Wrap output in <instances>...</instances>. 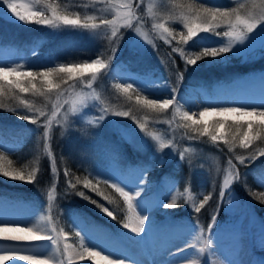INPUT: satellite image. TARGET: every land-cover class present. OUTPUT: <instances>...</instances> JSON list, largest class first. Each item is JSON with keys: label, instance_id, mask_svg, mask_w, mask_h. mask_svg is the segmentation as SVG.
I'll use <instances>...</instances> for the list:
<instances>
[{"label": "rangeland", "instance_id": "374dc122", "mask_svg": "<svg viewBox=\"0 0 264 264\" xmlns=\"http://www.w3.org/2000/svg\"><path fill=\"white\" fill-rule=\"evenodd\" d=\"M48 1L59 7L61 14H66L72 18H76V14L79 13L82 20L85 17L91 16L94 17L91 22L97 24H99L101 19H112L113 16L116 15L117 8H119L121 12L127 11V9L122 7L125 0ZM250 2L251 0L243 1L246 5L250 4ZM17 3L24 4L27 3V0H17ZM257 3H259V0H257ZM132 6L136 17H139V20H133L132 29L120 27L117 37H111L110 29L105 28H100L93 32L91 30H75L67 26L53 29L49 26L43 31V39L46 38L43 42L46 40H52L60 43H66L67 41L74 42L75 40L82 38L83 42L93 47L105 42L108 48L104 52L109 56V58L111 57L109 60V58L107 59L102 56H98V51L92 50L84 57V61L77 62L76 60L65 64H84L85 62L91 63L92 60L97 58L109 61L108 68L101 69L94 81L91 80L90 73H85V75L81 77L79 73L76 72L72 77H68L63 80L64 83H57L59 87H54L50 91L48 90L52 95L53 105H60V112L55 117H53L52 114L50 117L51 131L47 141L48 151L52 154L53 137L58 138L59 141V139L64 137V134L68 131V129H74L75 127L76 129H80L77 127V124L82 127V129H80L82 133H85L84 129H87V133H90L87 138V143L84 144L83 147V149L85 148V151L83 152L85 154L89 153V150H92V148H94L97 144L113 146L115 140L112 139H116L121 143L129 140L131 144L135 148H138L143 155L155 154V158L157 157L159 160H168L169 158L175 157L177 146H179L177 139H181L180 148H196L194 150H191L192 148L183 150L185 151V160H187V175L190 176L193 172H195L198 175V183L200 185H205L207 183L212 184L214 186V190H217V188L222 186L224 177L230 172L233 175H240L239 168L229 157V154L233 150H237L235 148L238 146L242 137H240L238 142L237 138L233 143L232 136L235 128H230V126L235 125L238 121L243 122L246 119L258 118H245L240 117L238 114H229L227 116H217L215 114H211L204 117V121L207 122L210 131L214 121L218 119L228 121L223 125V128L219 130L221 134L226 137L229 143H225L223 140L213 142L211 141V138L206 135L199 136L197 139H189V137L194 135L191 129L189 133L184 132L182 134V137L184 138H177L179 137L177 135V131L184 129V125L187 123L182 117V112H192L195 111V109L191 110L189 107L184 105L180 111H177L176 107L170 106L166 110H161L155 113V116L143 119L140 117L141 112L144 111V109L140 107V105L143 104V101L138 102L136 98L138 96L137 93L139 92V95L140 93L150 95L151 99L171 98L170 92L167 88H165V85H167L168 88H177L178 96L188 93L187 90L190 91V89L194 88L195 93L200 96L202 102L207 100L209 101L210 98H215L220 91L224 90L226 92H232L234 90L238 91L241 88H245L247 82L250 80L249 78L253 77L252 72L246 73V75L237 78L232 82L219 80V77H215L207 89H204V87L196 88L192 84L185 82L183 79L180 81L179 75L181 73L173 79V73L167 68L172 60L169 55L170 53L168 48L162 42V40L165 39L164 36L160 34L162 29H154L153 24L162 23L165 27L174 29L173 35L176 39H180V36L179 34L177 36V33L184 31L187 32V29L183 27L181 21L175 19V16L179 15L181 12L188 14V6L175 0H139L138 6L137 0H132ZM38 7L39 5L32 10L39 11ZM24 10L25 9L21 8V11ZM195 22L198 23L199 21ZM4 23L11 29H21L25 26L22 23H16L14 21L9 22L8 19H6ZM136 28H139L140 30L139 35L135 31ZM222 28V31L227 30L226 27ZM121 34L123 39L119 38ZM144 35L148 37L151 44H149L147 40H144ZM254 35L256 36L254 45H256L260 41L259 31L254 32ZM189 45L190 44L188 43L184 45L177 44L173 47V49L184 46L182 49L186 54V46H188L190 50V57L194 58V54L199 52L201 47L199 49H194L193 46ZM113 48L118 49L114 55L112 51ZM239 57H242V60H246V57L248 58L245 53ZM60 62L61 61H59L54 54L48 53L42 47L41 49H33L30 52H18L16 49L8 46L0 47V66H10L18 63L24 65L22 70H28V66L30 64L56 67L60 64H64ZM159 66H161V68ZM35 69L38 71L40 70L39 67H36ZM124 74H126L127 77L132 76L136 79L146 81V86L151 91H145L143 88H140V86L134 82V79L124 78ZM253 74L255 78L260 81L264 77V69L263 71L258 70ZM258 74L261 75V77H258ZM10 77L11 76H9L8 79H10ZM49 79L53 83L54 78L50 77ZM126 82L133 83V89H130L128 93H124L116 87L117 85L124 84ZM70 85L74 86L73 90L69 88ZM164 90L168 91L166 96L163 95ZM237 91H235V93ZM46 93L47 88L45 86V94ZM83 94H88V107L81 110L80 104L77 103V115H72V101L76 100L78 96ZM93 97H99V99L94 100ZM119 100L122 101L119 102ZM39 101L42 102L41 99H39ZM127 104H130L132 108H125ZM42 106L43 102L40 107ZM203 106L210 105L206 103L201 106L200 110H202ZM211 106L218 105L213 104ZM220 106L227 107V105ZM102 109H107V112L102 113ZM200 110L197 112V119H199L198 113ZM123 111H128L129 116L122 117L114 115V113ZM65 112L69 113L67 124H64L62 121V117ZM81 114H84V116L79 118ZM102 114L104 115L103 122H99V117ZM132 117H135L136 120L134 121ZM58 121L60 122L58 123ZM136 121L145 123L147 126L146 129L143 131L140 130ZM243 131L244 129L242 128L239 132H236V137H238V135H240ZM255 132L256 130H251L250 135H254ZM116 134H119L120 138L115 137ZM157 135L161 137V141L165 144H167L169 140L172 141V144L161 150L160 141L153 139V137ZM109 138L110 141L108 142ZM173 138L176 143L173 141ZM98 147L100 149H104L101 146ZM229 159L232 160V165L234 167L229 166ZM52 163L55 172L56 169L54 160H52ZM152 163H154L153 160ZM152 163L151 165H153ZM139 169L140 167H134L133 171L128 172L129 175H125L122 168H119L111 163H102L99 167L98 173L101 172V175L110 180V183H119L120 175H123L126 179L131 178L134 181L135 177L140 174ZM144 176L146 177L147 188L143 195L147 197V204L150 209L147 214L150 216L154 225L158 222L157 220L161 218L160 216H166L170 213L168 209L157 206L160 200L170 202L171 197L175 196L176 204H183L184 206L192 208V210H194V206H199L201 193L205 190L204 188L197 192L194 188L182 189L178 186H173L175 179L166 182L165 179L163 181L160 176L151 175L146 172H144ZM234 182L236 181L234 180L231 182L230 187ZM120 186L124 187V184H120ZM54 187L55 186L51 187L48 190V193L52 192V195L55 198L56 190ZM125 190L130 191L131 189L126 188ZM226 190L227 189H224L225 201L231 200L233 203L231 210L227 212L225 211V207L227 205H222V210L224 209L225 211L224 218H228V220L224 221L222 226L219 227L218 225V227L213 228V232L216 233V235L212 238L213 246H216L217 244L219 247L222 246L221 236H223L222 238L225 240L228 238L234 239L233 241L236 242L235 246L240 248V250L238 252H234L235 258L230 259H238V261L243 260L241 250L247 251V255H249L248 252L256 254L257 252L255 249L264 252V217L262 215H256L254 216V219L251 220L250 214L254 213L251 208V204H244L238 191L229 190L226 193ZM54 198L51 202V207L49 208L48 194L47 201L43 205L33 203L34 201L32 202L29 198L21 196L18 191H14V193L10 192V194L5 195L0 194V216H2L5 221H23L24 223L20 225L21 227H29L39 221L42 216H50L51 225L55 226L57 232L61 233V252H63L65 244L69 245L70 247L68 248V251L73 253L72 257L74 259H78L82 262V264H104V261L100 256H97L95 260H92L89 258L87 253H85L83 257L76 255V253L83 251V248L81 247V237L84 238L83 244L85 247H91L93 244H97L100 247H97L95 249L96 251H103V249L106 248L107 251H103L104 255H108L109 253L124 255L127 252H131L142 259H155L156 264H164V261L168 259L165 254V250L173 248L174 245L183 247L184 243L187 241L191 244H195L196 248L201 246V244L195 239L198 233L197 231H193L194 225H189L188 223H180L179 225L176 223L174 227L172 225V228L167 226V221H161L159 226L155 225L153 229L150 230L149 234L138 244L131 243L130 241L122 238V233L115 235L111 232L107 224L110 226L113 219L108 217L106 214L99 212L97 215L98 218L88 217L84 209L87 210L91 207L94 211H97L96 206L92 204V206H90L88 204L84 207V203L82 202L81 206L71 208V215L63 219L61 215L56 214L57 206L54 203ZM135 203L136 201H133L134 205ZM83 207L84 209H82ZM137 211H139L138 208ZM102 218H105L106 221H99L102 220ZM233 219H237V221L234 222ZM41 223L43 222L41 221ZM236 223H240V226L235 228V226L232 225ZM113 225L115 224L113 223ZM123 230L124 232L128 231L126 229ZM77 232L80 233V236L76 235ZM44 235H52V233L46 232ZM205 235L207 236L208 233H205ZM49 244L50 242H47L48 246ZM233 250L235 251L236 249ZM209 253L212 255L211 261L214 262L215 257L225 258L227 256V254L221 249H218L215 253ZM209 253L204 255L209 256ZM66 257L67 254L64 253L62 259L66 261ZM113 258H122V256L118 255ZM190 259H196V261L198 260L199 264H204L202 262L205 261L203 255L192 253V250L190 253ZM22 263L28 264V262H20V264ZM222 264H227L226 259Z\"/></svg>", "mask_w": 264, "mask_h": 264}, {"label": "snow or ice", "instance_id": "6c2138e0", "mask_svg": "<svg viewBox=\"0 0 264 264\" xmlns=\"http://www.w3.org/2000/svg\"><path fill=\"white\" fill-rule=\"evenodd\" d=\"M41 4H47V0H27V3L18 4L17 0H0V21H3L7 17L9 22L22 23L24 25L28 24H39L47 25L53 29H58L63 26L70 27L75 30H91L95 32L100 28L110 29L111 37H117V34L120 30V27L125 29L133 28V20H139V17H136L135 11L133 10L132 0H125L122 4V7L127 9V11L121 12L117 8L116 15L112 19H101L99 24L91 22L94 17L88 16L83 20L80 18L79 13L76 14V18H72L69 15L61 14L58 12L57 7H54L50 4L47 5L50 9V16L45 15L44 11H33L36 6ZM139 5V0H137V6ZM21 8L25 9L21 11ZM176 20L182 22L183 27L187 29V35L183 32L179 33L180 40L182 43L187 44L189 41H192L193 38L197 37L199 33H209L213 36L226 38V41H223L219 46L204 45L203 40L205 37H200L199 40L194 41L195 43L201 45L200 51L194 54V58L190 56H185V53L182 48L173 49L174 52L180 53L182 57L185 58V70L188 66H196L198 61L202 59H209V62L212 64H224L229 59L228 54L231 53L233 56H241L248 49L252 48L255 43L256 36L254 35L255 30L259 27L260 43L261 48L264 49V0H251L250 4L239 3L236 7H208L205 5H200L193 8L188 6V14L181 12L179 15L175 16ZM195 21H199L196 23ZM122 22V23H121ZM226 27V31H217L218 28ZM154 29H162L160 33L164 38L171 43L172 39H175L173 35L174 29L165 27L164 24H153ZM135 31L137 34H140L139 28H136ZM123 39V36L119 37ZM144 40H147L149 44L151 41L148 40V37L144 35ZM239 45V47H238ZM117 48H113V55L117 51ZM111 57L109 58V60ZM109 61L102 59H94L91 63L85 62L84 64H60L56 67H49L47 65H29L28 70H22L24 65L22 64H12L10 66H0V108L6 107L3 96L10 93L14 88H18L21 92H34L38 95H45V86L47 90H51L54 87H59L57 84H53L49 79L50 77L56 76L61 77L62 75H67L72 77L76 72L79 73L81 77L85 73H90L91 80L94 81L97 78V74L101 69H107ZM36 67H39V71H35ZM12 76L13 80L9 82L8 77ZM27 77V84L30 87H24L22 81L16 79L15 77ZM40 78L42 81V87L36 88L34 81ZM127 79H134V82L143 88L145 91H151L147 88V82L136 79L132 76L127 77ZM183 74L179 75V80L182 81ZM118 89L122 90L124 93H128L130 89H133V83H124L116 86ZM165 88L170 92L171 98L166 99H148L144 97L143 107L147 109H152L154 111L166 110L170 106L176 107L177 111L187 105L192 108H201L200 105H196L194 99L190 94L185 93L180 95L178 99V89L177 88H168L165 85ZM94 100H98L99 97H93ZM140 98L137 97V100ZM183 101V104L180 103ZM77 103L80 104L81 110L88 107V94H83L77 97L76 100L72 101V115H77ZM208 105L203 106L202 110L199 111L197 119V112L192 111H183L182 117L187 123L184 125L186 128L191 129L195 134L189 139H197L199 136H209L211 141L216 142L223 140L225 143H229L226 137L221 134L220 130L223 128V125L227 123V120H216L211 126V131L204 117L215 114L217 116H227L229 114L239 115L240 117H251L258 119H246L243 122H237L234 126L235 131L233 132L232 142L234 143L237 139L236 132H239L240 129L247 127V131L240 133L242 139L240 140V145L244 148H248L255 139L260 138V131H264V100L258 104H247L244 106H211L214 102L208 101ZM217 103V102H215ZM21 105L28 110L29 113L33 112L34 106L31 105L27 100H22ZM54 111L52 116L55 117L60 112V105H54ZM9 111L15 112L16 115L29 123L37 124L38 127H43V138L46 145L47 151V141L49 139V133L51 131V120L46 119L43 125L38 123L40 117H46V113L40 109H35L34 115L23 114L21 115L16 108H11ZM107 109H102V113H106ZM116 116L128 117L129 112L123 111L114 113ZM69 113L65 112L62 117L64 124L68 122ZM104 115L102 114L99 117V122H103ZM135 121L136 118L132 117ZM60 121H58L59 123ZM140 130L146 129V124L136 121ZM258 129L254 135H250L253 128ZM151 135V134H148ZM154 140L160 141V149L162 150L165 147H168L172 144V141H168L165 144L161 141L160 136H154ZM231 150V149H230ZM260 156H264V151L259 153ZM180 160L185 159L183 152L179 154ZM256 159V155H250L248 157L249 163ZM6 160L5 153L0 151V176L7 177L10 180H17L26 183H33L36 179V170L25 173L24 171L16 170L10 167V162L7 164L4 163ZM236 160L243 165L245 163V158L237 156ZM228 164L230 167L232 165V160L229 159ZM158 165L163 167L164 160L161 159L158 161ZM147 171V168L141 169L139 176L135 177L133 181L131 178H125L123 175L119 176V183H110V180H105V184H109L115 189L117 193L123 197L124 201L127 203L128 214L124 220L119 221L122 229L128 230L127 232L122 233V238L130 241L131 243H139L142 241L153 229L155 226L149 213L150 209L147 204V197L143 195L147 188L146 177L144 172ZM54 176L56 173H53ZM70 175L68 169H64V176L67 180V184L73 189H76V184L72 182L71 179H67ZM238 175H233L231 172L226 175L222 181L221 190L218 197V207L214 211V214L211 216V222L207 225V229L204 226L199 225L198 223L193 226V231H197L195 237L196 241L201 244L199 248H196L195 244L185 242L183 247L173 246V248H168L165 250L166 259L164 264H174L177 259H187L189 258L186 253L189 249L192 250V253L197 255H203L205 264H208V256L204 255L209 252L215 253L219 249V245L213 246V236L216 233L213 232L214 227H218L217 219L219 215V206L226 204L225 211H230L232 206V201H225L224 189H228L232 181H239ZM79 182V181H77ZM84 187L91 189L93 192H97L98 195L103 196V199L108 201L110 204L114 201L110 200L108 196H104L102 192H99L97 186L92 183V181L85 179L83 181ZM120 184H124V187H121ZM259 184L261 187H264V174L259 177ZM174 186V185H173ZM126 188H130V191H126ZM54 191V189H53ZM80 197L88 199L91 203L96 204L101 211L106 214L108 217L113 220L116 219V215L113 211H110L108 207H105L103 204L98 203L96 200H92L90 197H86L83 191L77 193ZM210 195H205L200 201L199 206H194V212L200 213L201 209L204 208L205 204L208 203ZM261 196L264 197V193H261ZM52 192L48 193V204L49 208L51 207V202L53 200ZM133 201H136L135 205ZM261 203H264V199L260 200ZM158 207L171 209L176 206V197L172 196L170 202H164L160 200L158 202ZM137 208L139 211H137ZM145 213V214H141ZM41 221L43 223H41ZM50 216H42L39 221L35 224H32L29 227H21L20 225L24 223L23 221H5L2 216H0V237H3L8 240L19 242L22 244H34L36 242L47 241L49 244V251L47 252H38L32 251L30 248H9L5 249L0 247V261H12V264H20V262H28V264H72L73 253L68 251L69 245H64V250L61 252V233L57 232L55 226L51 225ZM42 232H51L52 235H39ZM208 233L206 236L205 233ZM9 233H28V235H8ZM77 236H80V233H76ZM84 238L81 237V247L83 251L76 253L80 257H83L85 253L88 254L89 258L95 260L97 256H100L104 261V264H156L155 259L149 261L147 259L137 260L134 257H130L118 253H109L104 255L103 251H96L97 247H100L97 244H93L91 247H85L83 244ZM64 253L67 254V261L62 259ZM122 256V258L114 259V256ZM227 264H245L244 261H236L225 257ZM193 264H199V261H193Z\"/></svg>", "mask_w": 264, "mask_h": 264}, {"label": "trees", "instance_id": "16d2710c", "mask_svg": "<svg viewBox=\"0 0 264 264\" xmlns=\"http://www.w3.org/2000/svg\"><path fill=\"white\" fill-rule=\"evenodd\" d=\"M175 1L180 2L183 5L192 6L193 8L200 5L208 7L232 8L236 7L239 3H243L244 0ZM48 4L57 7L47 0V4H41L38 8L39 11H44L45 15L50 16L51 12L47 7ZM57 10L58 12H61L59 7H57ZM6 19L7 17H5L3 21H0V47H12L18 52H30L33 49H41L42 47L48 53L54 54L56 58L61 61L60 63L64 64L71 63L76 60L77 62L84 61V57L92 50L98 51V56H102L107 59L109 58V56L104 52L108 48L105 42L100 43L96 47L86 44L83 42L82 38L75 40L74 42L67 41L66 43H60L52 40H46L43 42L46 39H43V31L49 26L32 23L25 25L21 29H11L4 23ZM222 30V27L217 29V31ZM259 30L260 28L258 27L255 32H258ZM183 33L187 35L186 31ZM178 34L179 33H177V36ZM200 37H205L203 40L204 45L219 46L221 42L225 41V38L201 32L197 37L193 38L192 41L188 42V44H190L189 46H193L194 49H199L201 45L195 43L194 41L199 40ZM168 39L171 40V43H168L166 39H163L162 42L168 48L170 53L169 55L172 62L167 68L173 73V79H175L179 73H182L183 80L185 82L202 84L207 88L210 86V83L213 82V78L215 77H219V80L230 82L246 75V73L264 69V49L261 48L260 41L245 52L248 56V58L246 57V60H242V57L233 56L229 53V59L224 64H212L209 62V59H202L198 61L196 66H188L187 70H185V58L182 57L180 53L173 51L174 46L177 44L184 45V43H182L180 39H176V37L175 39L168 37ZM183 47L184 46H181L179 48ZM186 47L187 52L185 56H190V50L188 46ZM159 67L161 68V66ZM35 71L38 70L35 69ZM15 78L24 82V87H30L27 84V77L17 76ZM53 78V83L57 84L63 82V80L67 79L68 76L62 75V78L53 76ZM8 80L9 82L12 81L13 77L11 76ZM34 83L36 84V88L39 89L42 87V81L40 78H37ZM69 88L73 90L74 86L70 85ZM138 93L137 97L140 98L138 102H142L144 97L151 99L150 95H144L143 93H140L139 95ZM39 99L43 102L42 107H40L42 102H40ZM22 100H27L34 106L33 112L29 113L28 110L21 105ZM3 101L6 107L0 108V151L5 153L6 160L4 163L7 164L10 162L11 168L24 171L25 173L36 170V179L33 183H26L17 180H10L7 177L0 176V194L5 195L10 194V192L14 193V191H18L21 196L29 198L32 202L34 201L33 203L43 205L47 201L48 190L55 186L56 195L54 203L57 206L56 214L61 215L63 219L65 217H69L71 215V208L81 206V203L83 202L84 207L88 204L90 206H96L97 211H94L91 207L87 210L84 209V207L82 209H84L88 217L98 218V213H102L101 209L98 208L96 204L90 203L88 199L82 198L77 194L78 192L83 191L86 197L96 200L98 203L103 204L105 207H108L114 212L116 219L112 221L110 226L108 224L107 226L113 234L118 235L123 233V231L119 228V221L124 220L128 214L127 203L124 201L123 197H121L120 194L110 186V183H104V181L108 179L101 175V172L98 173L99 167L102 163H111L119 168H122L125 175H129L128 172L133 171L134 167H140L139 170L147 168V171H145L146 173L160 176L163 181L164 179L166 182L175 179L173 185L182 189L194 188L195 191L199 192L204 188L205 190L201 193V200L205 195L211 194L210 201L205 204L200 213H195L192 208L184 206L183 204H176L174 208L168 209L170 212L169 217H173L177 222L193 224L198 223L207 229V225L211 221V216L214 214V211L218 206L217 201L221 186L217 188V190H214V186L212 184L207 183L205 185H200L198 183V175L195 172H193L190 176L187 175V160L184 159L181 161L179 154L181 152L185 153L183 150L191 149L192 147H188L186 149L180 148L181 139H177L179 146H177L175 157L169 158L168 160L163 159L164 165L161 167L158 165V161L160 160L157 157L155 158V154L143 155L138 148H135L131 144L129 140L121 143L116 139H112L115 140L113 146L97 144L94 148H92V150H89V153H83L85 151V148L83 149L84 144L87 143V138L90 133H87V129H84V127L83 129L85 133H82L80 131L82 127L77 124V127L80 129H76V127L74 129H68V131L64 134V137L59 139V141L58 138L53 137L51 154L48 151V147L46 151V145L43 138L44 128L38 127L37 124L22 120L15 112L9 111L11 108H16L21 115H34L36 114L35 109H40L46 113V117H40L38 121L40 125H43L46 119H50L51 114L54 111L51 93L47 90L45 95H38L32 91L21 92L18 88H14L10 93L3 96ZM120 101L122 100H119V102ZM140 107L144 109V111L140 114V117L143 119L155 116L154 114L159 112L144 108L143 104L140 105ZM125 108L129 109L132 108V106L127 104ZM83 116L84 114H81L79 118ZM243 129L244 131L248 130L246 125ZM253 130L259 131L255 128V126ZM189 131L190 129L186 127L182 130H178L177 135L179 137L177 138H184L182 137V134L184 132L189 133ZM115 137L120 138L119 134H116ZM240 137L241 135H238L237 142L240 140ZM109 141L110 138L108 139V142ZM173 141L176 143L174 138ZM98 146H101L104 149H100ZM194 149L196 148H192L191 150ZM235 149L237 150L230 152L229 157L239 168L241 176L232 189H235L239 193H243L245 196L253 199L257 208L264 213V203L260 202L261 199H264V197L260 196L263 192L260 191V187L255 183L257 178H255L254 181L252 177L253 167L255 166L256 161L260 159L259 153L264 151V131H260V138L255 139L253 144L248 148L242 147L239 142ZM253 154L256 155V159L249 163L248 157ZM237 156L245 158V163L243 165L236 160ZM52 160L55 162V176L53 174L54 169ZM152 160L154 163H152ZM151 163L153 165H151ZM64 169L69 170L70 175L67 179H71L72 182L76 184L75 190L67 184V180L64 176ZM85 179L92 181V183L97 186L99 192H102L104 196H108L110 200L114 201V203L110 204L108 201L103 199V196L98 195L97 192H93L91 189L85 188L83 184ZM224 214V211H222L220 215L221 223L224 222ZM159 219L157 220L158 222ZM165 219H167V216ZM103 220L106 221L105 218H102V220L99 221L103 222ZM113 223L115 225H113ZM156 224L157 222L155 225Z\"/></svg>", "mask_w": 264, "mask_h": 264}, {"label": "bare ground", "instance_id": "6f19581e", "mask_svg": "<svg viewBox=\"0 0 264 264\" xmlns=\"http://www.w3.org/2000/svg\"><path fill=\"white\" fill-rule=\"evenodd\" d=\"M258 77H261V75L258 74ZM124 78L127 79L126 74H124ZM188 93H190L191 97L194 99V102L196 105H205L207 103V101H201L202 99L200 98V96H198L195 93V89H190L187 90ZM234 90L232 92H226V91H220L217 96L215 98H210L209 101L214 102V105H227V106H244L247 104H258L260 103L262 100H264V77L262 80H257L256 78L254 80H250L247 82V85L245 86V88H241L240 90H238L236 93ZM262 92L263 95H259L257 93ZM168 91H163V95L166 96ZM257 92V93H255ZM184 95V94H181ZM180 96V95H179ZM178 96V99H179ZM212 99V100H211ZM217 102V103H215ZM181 104H183V101H180ZM187 106V105H185ZM188 107V106H187ZM191 110H194L196 112H198V110H200V108H192L189 107ZM46 232H42L39 233V235H44ZM8 235H28V233H9ZM0 247H3L5 249H9V248H30L32 251H38V252H47L49 251V246L47 245V241H42V242H36L34 244L28 245V244H22L19 242H15L12 240H8L5 239L3 237H0ZM190 253H191V249H189L188 253H186V255L189 256V258L187 259H177L174 264H193V261H196V259H190ZM242 253V261L245 262V264H255L252 259L254 260V256L251 252H248L249 255H247V251L241 250ZM227 256L229 259L233 258V256L229 253L226 252ZM124 255L130 256V257H134L137 260H141L142 258L137 257L135 254L133 253H125ZM149 261H151V259H148ZM212 260V256L209 255L208 256V264H222L225 261V258L223 257H215V262L211 261ZM66 261H67V257H66ZM202 263L205 264V261H203ZM0 264H12V261H0ZM72 264H82V262H80L78 259H74L72 257Z\"/></svg>", "mask_w": 264, "mask_h": 264}]
</instances>
